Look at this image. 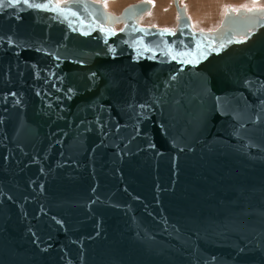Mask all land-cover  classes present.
<instances>
[{
	"label": "water",
	"instance_id": "obj_1",
	"mask_svg": "<svg viewBox=\"0 0 264 264\" xmlns=\"http://www.w3.org/2000/svg\"><path fill=\"white\" fill-rule=\"evenodd\" d=\"M146 9L0 0V264H264V18Z\"/></svg>",
	"mask_w": 264,
	"mask_h": 264
},
{
	"label": "bare ground",
	"instance_id": "obj_2",
	"mask_svg": "<svg viewBox=\"0 0 264 264\" xmlns=\"http://www.w3.org/2000/svg\"><path fill=\"white\" fill-rule=\"evenodd\" d=\"M65 1H67V0H54V2L55 3L57 2L58 5L63 4ZM91 1L96 3L98 6H100V3L97 2V0H91ZM129 1H133V0H117L116 3L109 5V7H104L103 5L100 6L101 9L103 10V12L106 15L110 16L111 20L107 19L105 21H103V20L99 21L98 22L99 23L98 29L107 30V29H111V28L112 29L113 28L114 29L121 28L123 26V25H120L121 24V21H120L121 7H123L125 2H129ZM171 1L173 2V0H171ZM185 1L187 3H185L184 5L179 4V3H181V0L178 3L179 5H176L177 2H175V1H174L175 3L173 2L174 7L176 6V10L181 9L183 11V14L180 15L178 10H177V13L179 15V21L183 15L185 17L186 21H189L191 23L193 29H195L199 32L197 34H199V36L201 35L203 37H206L205 38L206 40H208L209 38H211L215 34H221L226 28L224 25V22L226 19V10L223 9L222 6H228L230 9L233 8L234 6L240 7V9L244 13V14L242 13L239 15L240 19H248V20L263 19L262 17H260V18L259 17L258 18L252 17L250 13L252 10H255V11L261 10L260 12H262L264 10V0H260L259 3H253V4H249V5L237 3V4H234V6H233L232 0H185ZM169 3H170V1H169ZM68 4H69V2H68ZM235 9L238 12L240 11L237 8H235ZM232 10H234V9H232ZM140 13H142V12H139L138 14H140ZM169 13H161L160 12L159 14H153V19L158 20V21H155L154 23L156 25H160V26L167 27L170 29L171 27H173V25L167 24V21L171 20ZM83 14L84 13H81V15H83ZM69 15L73 18L79 17V18L75 19V21H76L75 24H77V26H79V28H84L86 25H88V24H86V21H88L86 18H83L81 15L77 16V15H79L78 10H73ZM259 16H261V15H259ZM134 17H136V15ZM138 21L142 25L145 22H148L145 17H141ZM159 21H161V22H159ZM195 30L193 31L194 33H196ZM258 31H259V29H255L253 32L251 30H248L247 33H245V35L244 34L243 35H231L230 38L232 39V41L234 43L236 41L246 39L249 34L256 33ZM248 40H249V38L247 39V41ZM34 139H36V138H34ZM37 140H39V139H37ZM36 149H37V154H38L39 149L37 146H36ZM14 154L19 155L21 153L19 152V150H17V148H15Z\"/></svg>",
	"mask_w": 264,
	"mask_h": 264
},
{
	"label": "rangeland",
	"instance_id": "obj_3",
	"mask_svg": "<svg viewBox=\"0 0 264 264\" xmlns=\"http://www.w3.org/2000/svg\"><path fill=\"white\" fill-rule=\"evenodd\" d=\"M73 1H75V0H67L62 5H64V6L68 5V2L71 3ZM78 1H80V0H78ZM82 1H86L89 3L96 4V3L92 2L91 0H82ZM169 1H170V3H169ZM174 1L177 2L176 5H179V4L184 5L185 3H187L185 0H181V3H179L180 0H173V2ZM232 1H233V6H234V4H237V3L245 4V5H249V4H253V3H259L260 0H232ZM52 2L55 3L54 0ZM97 2L100 3V6L103 5L104 7H109V5L116 3L117 0H97ZM173 2L171 0H133V1L125 2L123 7H121V13H120L121 14V17H120L121 24L120 25H123V26L119 29L113 28V30L114 31H120L128 24L127 19L122 14L126 8L131 7V6H137V5H147V9L144 10L142 13H140L141 15L139 14L137 17L133 18V20H132L133 24H136L137 26H140L143 28H153V29H157V30H165V31H169V32L174 33V32H176L178 24H179V15L177 13L176 6L174 7L175 2L174 3ZM55 4H57V2ZM222 8L226 10V18L229 16L240 18L239 15L243 13V11L240 9V7H236V6H234L231 9L228 6H222ZM235 8H237L240 11L238 12ZM232 9H234L235 11ZM260 11L261 10H257V11L252 10L250 14L252 17L264 18V12H263L264 10L262 12H260ZM160 12L161 13H169L170 12L169 16H170L171 20L167 21V24L173 25V27L170 28L171 30L167 27L156 25L154 23L155 21H158V20L153 19V14H159ZM259 15H261V16H259ZM141 17H145L148 22H145L143 25L140 24L138 20ZM159 22H161V21H159ZM187 22L189 24V29H191L190 31L195 35H199V34H197L199 32L197 30L193 29L191 23L189 21H187ZM194 30L196 33L193 32Z\"/></svg>",
	"mask_w": 264,
	"mask_h": 264
}]
</instances>
